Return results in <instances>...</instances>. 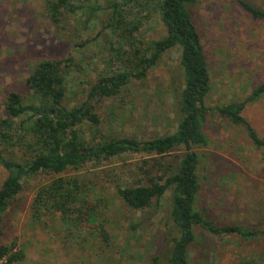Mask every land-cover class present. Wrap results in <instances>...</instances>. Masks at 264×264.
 Returning a JSON list of instances; mask_svg holds the SVG:
<instances>
[{
	"label": "rangeland",
	"instance_id": "rangeland-1",
	"mask_svg": "<svg viewBox=\"0 0 264 264\" xmlns=\"http://www.w3.org/2000/svg\"><path fill=\"white\" fill-rule=\"evenodd\" d=\"M248 1L264 8V0ZM80 3L102 7L91 19L84 7L54 22L45 0H0V121L6 116L8 93L17 92L30 101L27 78L39 61L71 59L65 99L70 106L85 100L99 76L121 69L119 58L128 45L108 27L109 0ZM192 13L211 72L207 105L245 99L264 83V20L253 18L237 0H197ZM142 23L135 33L137 44L166 35L158 14ZM183 86L180 51L174 48L161 56L146 78L132 81L117 96L94 102L101 134L149 139L176 131V97ZM243 115L264 137V96L247 105ZM205 131L209 145L197 148L202 182L199 208L219 226L238 225L258 234L218 236L197 228L198 241L189 248L191 264H264L262 152L243 125L217 114L208 117ZM181 150L164 161H174ZM142 157L127 153L88 161L67 172L68 177L78 176L83 185L82 210L93 209L96 215L79 224L67 222L60 214L34 220L31 206L36 192L56 176L40 173L25 180L4 216L0 234L3 243H16L25 250V258L13 264H151L154 255L167 262L175 234L169 217L172 189L143 211L126 205L117 193L118 185L133 182L131 170ZM6 176L0 164V188Z\"/></svg>",
	"mask_w": 264,
	"mask_h": 264
},
{
	"label": "trees",
	"instance_id": "trees-1",
	"mask_svg": "<svg viewBox=\"0 0 264 264\" xmlns=\"http://www.w3.org/2000/svg\"><path fill=\"white\" fill-rule=\"evenodd\" d=\"M80 1L45 0V9L54 22H61L65 14H77L84 7L89 9L88 19L101 10L102 6L98 4L84 5ZM237 1L253 18L264 20V8L248 0ZM196 2L109 0L108 8L112 9V14L108 27L124 38L128 49L122 54L126 57L121 54V69L99 76L79 104L70 106L65 102L66 74L72 66L70 58L45 59L34 65L27 78L32 92L30 101L17 92L8 93L6 116L0 121V164L7 170L0 188V234L4 216L23 190L25 180L40 173L56 177L38 188L31 206L34 220H43L49 214H60L73 224L95 219L93 209L85 211L81 208L84 194L80 178L68 177L67 172L79 169L88 161L127 153H138L143 157L131 170L133 182L118 185L117 193L126 205L146 210L172 189L169 217L175 234L168 260L165 262L160 255H154L151 264H191L189 248L198 241L197 228L218 236L238 233L250 238L258 234L238 225L219 226L208 220L199 208L202 182L199 174L201 153L197 148L209 145L205 126L211 114L243 125L264 159V137L243 115L247 105L264 96V83L255 87L245 99L213 107L207 105L211 72L192 13ZM154 14H158L166 35L137 44L135 33L143 20ZM174 48L180 51L184 74L183 89L176 97V131L149 139L101 134L98 128L101 120L94 102L117 96L132 81L146 78L161 56ZM180 149L181 153L175 154L174 161H164ZM262 233L264 235V231ZM102 234L108 239L104 228ZM25 256V250L18 249L16 243L6 244L0 240V261L13 264Z\"/></svg>",
	"mask_w": 264,
	"mask_h": 264
}]
</instances>
